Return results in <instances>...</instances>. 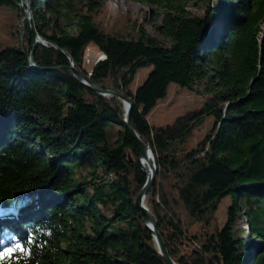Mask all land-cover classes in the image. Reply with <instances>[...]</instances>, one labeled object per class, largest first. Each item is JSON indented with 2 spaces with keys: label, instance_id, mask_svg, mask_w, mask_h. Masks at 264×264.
<instances>
[{
  "label": "trees",
  "instance_id": "1",
  "mask_svg": "<svg viewBox=\"0 0 264 264\" xmlns=\"http://www.w3.org/2000/svg\"><path fill=\"white\" fill-rule=\"evenodd\" d=\"M30 1L36 44L21 0H0V264H167L135 204L148 174L124 101L72 64L133 101L157 160L145 203L172 258L264 264V0H144L162 9L157 33L112 23L101 0ZM89 45L104 54L91 70ZM170 82L206 100L154 123Z\"/></svg>",
  "mask_w": 264,
  "mask_h": 264
},
{
  "label": "rangeland",
  "instance_id": "2",
  "mask_svg": "<svg viewBox=\"0 0 264 264\" xmlns=\"http://www.w3.org/2000/svg\"><path fill=\"white\" fill-rule=\"evenodd\" d=\"M108 4L107 10L113 20L117 19L119 15L130 14L133 16H139L144 20L146 27L156 32L155 24L159 23L157 16L158 12H161V8L158 4L151 1L144 0H101ZM78 3V6H83L82 3ZM185 6L188 10L193 12H200L201 6L198 0H186ZM102 53L94 45H89L85 54V67L87 70H91L98 60H101ZM152 66H145L139 68L137 71L134 86L139 82H142L151 71ZM206 96L198 93L196 88H190L179 84L178 82H170L166 96L161 98L158 104L153 108L150 113V117L154 123L166 124L174 121V119L191 109L200 107L204 104ZM213 118L209 116L204 125V129L198 133L202 135L212 124Z\"/></svg>",
  "mask_w": 264,
  "mask_h": 264
},
{
  "label": "water",
  "instance_id": "3",
  "mask_svg": "<svg viewBox=\"0 0 264 264\" xmlns=\"http://www.w3.org/2000/svg\"><path fill=\"white\" fill-rule=\"evenodd\" d=\"M21 9H22V14H21V35H24V23L23 20L25 18H28L30 20L31 24V30L33 32L34 38H35V44L37 42H43L44 39L37 33L33 18H32V13H31V1L30 0H21ZM34 44V45H35ZM28 59L30 63L34 66L37 67V64L35 62L34 58V52L32 51L31 54L28 56ZM99 61V60H98ZM97 61V62H98ZM96 62V63H97ZM70 68L73 70L75 76L81 80L84 84H86L89 88L95 90L98 93L101 94H115L122 98L125 104L126 108V117H125V126L129 129L130 133L134 137L136 144L139 146L140 151H141V162H142V167L143 169L147 172V180L139 193L136 196L135 199V204L140 208L144 221L146 225L152 230L153 236L155 238V241L158 245L160 254L162 257L165 259L167 264H178L170 255L168 247L166 246V243L163 239V236L157 226L156 218L154 213L149 209L147 204L145 203V196L152 187L156 172H157V160L156 156L154 153V150L152 146L143 140V138L139 135V133L136 131L133 122H132V113H133V107L134 103L133 101L128 98L126 95L115 91L111 90L105 87H102L98 82H96L91 76L84 74L81 72L78 68L75 67L74 64L70 65ZM149 152L152 154V158L150 159Z\"/></svg>",
  "mask_w": 264,
  "mask_h": 264
},
{
  "label": "snow or ice",
  "instance_id": "4",
  "mask_svg": "<svg viewBox=\"0 0 264 264\" xmlns=\"http://www.w3.org/2000/svg\"><path fill=\"white\" fill-rule=\"evenodd\" d=\"M12 250L11 249H6L4 253H0V259L4 258L5 256H7V254L9 252H11Z\"/></svg>",
  "mask_w": 264,
  "mask_h": 264
},
{
  "label": "bare ground",
  "instance_id": "5",
  "mask_svg": "<svg viewBox=\"0 0 264 264\" xmlns=\"http://www.w3.org/2000/svg\"><path fill=\"white\" fill-rule=\"evenodd\" d=\"M149 156H150V159L152 158V154H151V152H149Z\"/></svg>",
  "mask_w": 264,
  "mask_h": 264
},
{
  "label": "built area",
  "instance_id": "6",
  "mask_svg": "<svg viewBox=\"0 0 264 264\" xmlns=\"http://www.w3.org/2000/svg\"><path fill=\"white\" fill-rule=\"evenodd\" d=\"M104 57V54H102L101 58Z\"/></svg>",
  "mask_w": 264,
  "mask_h": 264
}]
</instances>
